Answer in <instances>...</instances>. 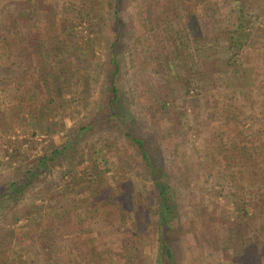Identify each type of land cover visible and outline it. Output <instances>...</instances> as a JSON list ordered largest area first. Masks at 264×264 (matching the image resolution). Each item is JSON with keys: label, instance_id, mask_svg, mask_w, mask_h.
I'll return each instance as SVG.
<instances>
[{"label": "trees", "instance_id": "obj_1", "mask_svg": "<svg viewBox=\"0 0 264 264\" xmlns=\"http://www.w3.org/2000/svg\"><path fill=\"white\" fill-rule=\"evenodd\" d=\"M71 1L73 6L77 5L76 12L80 23L82 21L85 23L87 32L92 7L90 4L86 5L87 0ZM108 1L111 9L112 39L106 46L104 59L98 68L101 77L98 103L96 108L89 111L85 97L81 98L82 109L88 112L69 127L63 119L66 116L72 118L75 116L74 111L79 113L81 110L69 106V110L65 111L57 101L69 94L87 93L91 75L84 73L79 75V78L71 79V65L65 64L64 60L59 58L60 54H57L58 50L55 49L56 44L53 45L55 38L51 33L46 36L48 47L43 45L42 30L48 27L44 22H41L42 28L37 24L40 22L38 7L34 8L33 5V8H27V5L22 4L23 0L0 4V49L3 48L0 50V63L1 60H10L9 64L0 67V72L10 74L11 79L5 80L10 83L0 90L4 103L10 94L13 96L14 104L12 106L8 104V109L12 110L15 116L7 117L6 124H12V127L8 128L12 134L15 128L20 127L29 140V147L18 157H15L16 152L10 153L5 150L8 163L16 164L10 167L15 175L12 176L10 172L6 184L0 181V222L4 225L5 222L13 224L23 221L24 224L21 226L24 228L16 230L17 232L14 229L15 237L12 239L24 243L28 252L33 251L31 259L35 264H69L68 261L72 259L75 260V264L142 263L137 242V238H142V231L136 229L135 221L130 215V212L140 214V209L134 211V206L128 204L126 194L121 200L118 199L116 194L119 190L114 185L108 186L106 193L100 186L93 187L91 185L93 179L88 178L86 173L87 169H91L94 178L99 179L106 170L100 171L101 162L98 163V160L105 161V157L101 159L96 157V152L91 153L90 147H87L83 140L95 135L99 128L101 134L104 127L115 128L116 123L123 127L124 131L119 132L117 129L115 131L124 136L129 146L135 149L136 158H139L142 167V178L149 175L152 180L155 195L153 217L158 228L157 264L172 258L174 234L172 230L170 231V214L174 209V203L170 201L174 191L170 183L168 186V183L161 179L162 174L155 165L150 143L142 135L134 132L132 118L129 117L130 120L127 122L125 120L128 118L127 109L132 103L128 101V91L125 88L127 84L138 97L146 96V101L149 102L147 109L152 115L155 110L153 104L156 101L160 107L173 105V100L190 97L191 94L202 90L204 78L211 74L208 69L215 67L214 69L221 72L223 86L218 87L213 93L211 108L204 112L192 109L188 125L191 123L189 127H197L198 131L206 134L216 127L215 123L218 122L219 129L216 130V136L212 137L222 139V144L219 143L220 150L226 145L229 152L234 151L235 154V165H229L228 169L235 173L234 182L242 197L236 206L237 211L243 217L248 214L249 208L260 217L264 214V193L260 195L259 189L251 186L249 181L251 174L259 172L264 174V168H258L261 169L259 172L256 168L251 169L257 171L249 170L250 165L257 167L260 158L254 153L251 158L246 151L247 141L257 135L264 137V116L256 129L251 125L244 133L243 127H239V124H244L240 118L241 107L237 106L233 97L229 95L233 91H228L233 88L238 91L245 88L248 91L246 102L248 104L257 102L251 94L254 86H258L255 80L259 72L254 70V67L264 69V63L262 58L259 59L260 62L253 63L247 53L242 56L249 37L245 28L238 24L235 31H229L226 25L217 26L223 23L220 12L212 9L205 0ZM136 2L145 4L141 10L136 9L137 15L128 10L129 5L137 4ZM198 4L202 5V18L200 13H196ZM175 17L178 18L179 27L173 30L170 24ZM99 20L103 21V16L99 17ZM220 27L224 28L216 35L215 30ZM187 32H190V37L187 36ZM232 33H236L237 37ZM260 35L264 36V33ZM83 36L80 35L79 41L75 39L72 44L73 50L87 51L86 38ZM133 44H139L142 49L138 53L139 56L133 53V59L130 61H137L140 66L139 69L135 67L124 85L128 72L125 51L130 50ZM218 46L225 49L224 58L209 56L212 53L208 52L216 51ZM237 55L239 58H236ZM15 58L19 59L18 64ZM47 59H50V62ZM75 59L71 61H74V65L79 69L87 62L88 57L80 58L75 55ZM80 70L79 73L82 71ZM260 73L264 75V72ZM72 81H75L76 88L70 93L67 85ZM210 82H214L212 78ZM35 83L37 87L33 88ZM37 91L40 92L39 95H36ZM71 98L70 102L75 100V97ZM136 103L141 105L139 101ZM260 104L259 112L262 109L264 111V99ZM182 113L185 114L186 110L184 109ZM0 122L3 125L5 121ZM182 125L184 123L179 119L175 129H180ZM58 133H62L61 140L55 143L53 135ZM37 141L40 143L47 141L46 146L29 162L27 161L30 156L29 150L33 149L30 143ZM261 143H264V138L261 139ZM251 145L254 148L255 145L253 143ZM254 149L259 150L258 147ZM58 167L56 178L47 181L48 189H51L49 196L40 202L34 198L31 204L26 203L25 195L29 191L32 192L35 187H39L38 191L43 190L45 180L53 176ZM56 190L60 192L56 193ZM84 211H88L89 214L86 212L83 218L75 215ZM10 212L11 216L8 220L5 219ZM261 219V226H264L263 218ZM107 232L111 235L108 236ZM119 233H123V236H116ZM9 240L11 241V238ZM4 241L6 242V239ZM65 241L67 244L60 247L59 244ZM116 242L118 245L113 248L111 244Z\"/></svg>", "mask_w": 264, "mask_h": 264}, {"label": "rangeland", "instance_id": "obj_2", "mask_svg": "<svg viewBox=\"0 0 264 264\" xmlns=\"http://www.w3.org/2000/svg\"><path fill=\"white\" fill-rule=\"evenodd\" d=\"M11 1L0 0V4ZM87 2L86 5L90 4L92 7L90 22H88V25L86 23L90 30H87L89 36H87L84 27L85 23L83 21L80 23L79 15L76 12L77 5L74 4L73 6V1L23 0L22 2L23 5L28 6L27 8H33V5H35L34 8L38 7L40 22L37 24L42 28L41 22H44L48 27L42 30L43 45L48 47V45L46 46V36L51 33L54 36L53 38H55L53 45L56 44L55 49L58 50L57 54H60L59 58L64 60L65 64L71 65V79L79 78V75L84 73L91 75L88 80L89 91L87 93L69 94L62 100L59 99L57 101L58 104L60 103L64 107L65 111L69 110V106H75V109L81 110L79 113L74 111V117L66 116L63 119L67 127L88 112L82 109L81 98L85 97L90 108L89 111L96 108L101 79L98 74V68L104 59L106 46L112 39L110 2L108 0H87ZM205 2L209 3L212 9L219 10L223 23L217 24V26L226 25L229 31H235L238 24L245 28L249 37L242 56L247 53L253 63L260 62V58H262L264 63V36L260 35L262 32L264 33V0H205ZM136 3H131L128 7V10L134 14L137 13L138 9L141 10L145 6V4L139 2ZM196 8V13H200L202 18V5L198 4ZM47 13H49L48 17H46ZM102 16L104 18L103 21L99 20V17ZM177 20L178 18L176 17L171 20L170 26L172 25L173 30L179 27ZM222 28L224 27L215 30L216 35ZM187 33V36L190 37V32ZM232 34L237 37L236 33ZM80 35H85L83 37L86 38V52H82L81 49L73 50L72 48L75 39L79 41L78 38H81ZM59 38L60 41L58 42ZM138 45L133 44L130 50L125 51L128 72H126L124 85L127 79H130L135 67L139 69L140 63L130 61L133 59V53L139 56L138 53L142 48L140 49V45ZM1 49L3 48L1 47ZM208 53H212L209 54L212 58L219 57L221 59L224 58L226 51L222 46H218L216 51ZM75 55L80 58L82 56L88 57L87 62H84L82 68H79L82 70H80V73L78 72L79 69L74 65V61H71L76 60ZM70 56L74 57L70 58ZM178 56L180 57V55ZM236 58H239V55ZM15 60L18 64L19 59L15 58ZM47 60L50 62V59ZM9 63L10 60H1L0 67ZM220 67L221 65L218 68ZM214 68L208 69L211 74H207L209 76L206 79L204 78L201 91L191 94L190 97L173 100V105L168 104L160 107L156 101V103H152L155 106L152 115L147 109V103L149 102L146 101V96L144 98L141 95L138 97L135 91L128 87V84L125 85L128 91V101L130 100L134 105L132 103L129 105L127 109L128 118L125 120L127 122L130 120L129 117L132 118L134 132L142 135L150 143L155 165L157 170L160 169V174H162L161 179L167 182L168 186L170 183L172 191H174V196L170 201L174 203V209L170 214V231L172 230V234H174L171 246L172 258H169V261L162 260L161 264H264V226H261V217L264 223V214H261L260 217L257 212L250 211L249 207L248 214L244 217L237 211L236 206L242 197L240 196L241 193L237 191V184L234 182L235 173L233 174V171L228 169L229 165H235L234 151L233 153L229 152L226 145H224L222 150L219 149V143L222 144V139L220 137L213 138L216 136V130L219 129L218 122L215 121L217 123L214 122L216 127H213L206 134L198 131L197 127H189L191 123L188 125L192 109H200L202 112L209 110L214 97L213 93L218 87L223 86L222 73ZM254 70L259 72L255 80L258 86H254L251 94L257 102H249V104L246 102L248 91L245 88H240V91L234 88L233 90L228 89L229 92L233 91V93L229 94L233 97V101L237 106L241 107L240 118L244 124H239V127H243L244 133L249 130L251 125L256 129L261 124L260 120L264 116L263 109L260 112L258 109L264 99V85H262L264 84V75L260 73H263L264 69L254 67ZM9 75L1 74L0 72V88L7 87L10 83ZM211 78L214 81L212 83L210 82ZM5 80L10 81L7 82ZM34 87H37L36 83ZM75 88V81L69 82L67 85L70 93L74 92ZM39 94L40 92L37 91L36 95ZM71 96L75 97L72 102H70ZM3 100L0 90V117L2 118L0 121H5L3 125L0 122V181L6 184L10 172L13 170L10 167L16 163H8L5 150L10 153L16 152L15 157H18L29 147V140L28 136L20 130V127L14 129V134L11 133V130H8V128L12 127V124H6L7 117L15 118L13 111L8 109L9 105L12 106L14 104V100L11 94L8 96L6 103ZM137 101L141 105L136 103ZM184 109L186 110L185 114L182 113ZM217 112L219 113V110ZM245 114H247V117H245ZM22 117L26 118L25 115H22ZM179 119L184 125L177 130L175 127L178 126ZM115 129L119 132L124 131L123 127H119V124L116 123L115 128L104 127L102 134L99 133V128L94 133L95 135L83 140V143L90 147L91 153L94 152L93 154H95L96 152V157L100 159L105 157V161L98 160V163L101 162L99 165L100 171L106 170V172H102V176L99 179L94 178L91 169H87L86 173L89 176L88 178L93 179V184H91L93 187L100 186V189L106 193L108 186L114 185L119 190L116 194L118 199L121 200L126 194L128 195V204H131L132 207L134 206V211L140 209V214L130 212V215L135 221L136 229L138 228L142 231V238H137L140 254L142 255L141 264H157L158 228L154 224L155 217H153L155 195L152 188V180L149 175H145L142 178V167L139 158H136L135 149L130 147L125 137L119 135ZM250 133L253 134V131ZM61 134L53 135L55 143L60 142ZM263 138L262 135H257L247 141L246 151L251 158H253L254 154L260 158L259 163L256 165L257 167L250 165L248 167L249 170H253L251 168H256L257 170L258 168H264V143H261ZM46 142L41 141L40 143L37 141L30 143L33 149L30 148L29 150L30 156L27 161L31 162L37 153L42 152ZM252 143L259 150L254 149L256 148L255 146L252 148ZM231 149L234 150L232 147ZM235 151L238 153L237 150ZM58 169L59 167L55 170L53 176L45 180L46 184L43 185V190L40 189L41 191H38L39 187H35L32 192L29 191L25 195L26 203L31 204L34 198H36L37 202H40L49 196L51 189H48L49 182L47 181L51 180V178H56ZM259 171L261 169L257 172ZM11 174L12 176L15 175L13 172ZM249 181L251 186L259 189L260 195L264 193V174L260 172L254 175L251 174ZM251 186L249 185V187ZM53 190H55L54 187ZM37 191L39 194H37ZM60 191L62 192L63 189ZM60 191L56 190L55 192L58 193ZM105 208L108 209L109 207ZM86 212L88 211L79 212L75 215L83 218L86 216ZM10 216L11 212L8 213L5 219L8 220ZM127 223L129 224L130 222ZM23 224V221L13 222V224L5 222L4 225L0 222V264H35L31 259L33 251L28 252L24 243L12 239L15 237L16 230L24 228L21 226ZM106 234L108 236L111 235L109 232ZM116 236H123V233H119ZM9 238H11V241H8ZM5 239L6 242L4 241ZM62 244L65 245L67 242L60 243V247ZM111 245L114 248L115 245H118V242ZM74 261L72 259L68 262L69 264H75Z\"/></svg>", "mask_w": 264, "mask_h": 264}]
</instances>
